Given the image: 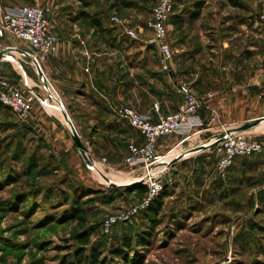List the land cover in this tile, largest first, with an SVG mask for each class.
<instances>
[{
  "label": "rangeland",
  "instance_id": "1",
  "mask_svg": "<svg viewBox=\"0 0 264 264\" xmlns=\"http://www.w3.org/2000/svg\"><path fill=\"white\" fill-rule=\"evenodd\" d=\"M112 1L0 0L2 7H43L58 43L66 41L72 47L73 39L79 37L88 42L87 49L100 52L101 57L111 49L113 69L108 71V79L93 70V65L86 68L100 86L110 84L113 75L110 85L116 93V101L98 95L102 102H96L91 95H79L66 104L60 100L56 69L48 70L44 63V78L30 58L17 53L0 64L1 73L14 86L25 93L31 88L38 97L26 117L0 107V264H59L72 258L80 246L76 236L83 231L89 234L84 249L90 252L96 248L107 256L108 264H264V155L239 157L234 161L237 164L227 169L230 179L222 182L215 171V158L209 165L170 166L165 156L176 144L163 152L157 144V154L168 163L161 179L164 196L162 211L155 216L158 222L139 212L131 222L118 223L104 233L102 223L109 215L137 206L146 196L138 191V184L129 185L143 174L141 165L132 167L125 159L129 144L143 145V138L134 141L136 134L116 112L120 106L132 108L119 84L124 80L123 54L142 49L139 61L145 65L147 86L154 87L149 80L155 76L162 89L171 87L172 82L170 63L163 68L160 54L147 41L151 35L147 23L157 0H135L137 7L116 11L108 8ZM194 1L176 0L173 10L188 13ZM237 1L240 12L254 15L260 23L264 0ZM82 9L100 17L101 30L73 20ZM116 16L121 23L111 21ZM133 16L138 17V23H133ZM128 32H135L137 39ZM13 42L25 47L19 39ZM80 55L75 50L79 61ZM71 123L83 148L74 142ZM182 137L168 134L161 138L173 144ZM115 173L124 180L115 181ZM210 173L216 174V180ZM75 192L85 209V223L62 216L69 206L63 204V197ZM199 192H203L200 201L195 198ZM140 233H147V242L125 251L129 262L110 252L120 247L125 237L135 240Z\"/></svg>",
  "mask_w": 264,
  "mask_h": 264
},
{
  "label": "crops",
  "instance_id": "2",
  "mask_svg": "<svg viewBox=\"0 0 264 264\" xmlns=\"http://www.w3.org/2000/svg\"><path fill=\"white\" fill-rule=\"evenodd\" d=\"M201 9L195 16L193 2L188 13L176 10L169 20L167 39L173 54L171 87L162 89L156 76L149 80L154 87L145 84V65L139 61L143 56L142 49L123 54L124 80L119 83L131 107L150 116L152 121L178 111L184 102L179 91L181 83H185L197 98L196 112L202 121L201 131L187 143L186 139L181 141L182 138L173 144L167 143L165 138L157 141L160 152L176 144L173 150L178 152L168 161L170 166L174 163L182 168L188 164L209 165L213 158L215 165L217 156L204 147L223 122L252 139L264 140V29L254 15L240 12L237 6H232L231 0L219 4L216 0H205ZM133 23H138V17L133 16ZM71 43L72 47L61 40L58 51L47 56L44 62L48 70L56 69L60 76L57 81L60 100L71 104L70 100H77L79 95H91L93 101L102 102L100 95L105 101H116L115 86L110 85L113 75L109 78L110 84L100 86L89 67L86 68L93 65V70L101 71L100 74L104 73L108 79V71L112 73L113 69L111 49L103 52L101 57L100 52L87 49L88 42L79 37ZM75 50L81 54V61L75 57ZM127 127L136 134L134 141L141 142L138 131L128 124ZM236 164L237 161L232 166ZM227 174L224 179H218L225 182L231 177ZM210 175L216 180V174ZM202 193L196 194L198 201Z\"/></svg>",
  "mask_w": 264,
  "mask_h": 264
},
{
  "label": "built area",
  "instance_id": "3",
  "mask_svg": "<svg viewBox=\"0 0 264 264\" xmlns=\"http://www.w3.org/2000/svg\"><path fill=\"white\" fill-rule=\"evenodd\" d=\"M176 0H157L151 8V19L147 23L151 35L147 39L160 54V63L163 68L173 58V54L167 39L168 23L174 13L173 7ZM111 21L115 24L121 23L116 16ZM258 21L264 29V13L258 15ZM128 34L137 39L135 32ZM19 39L25 47H19L13 41ZM59 43L51 24L49 23L43 7L37 5L7 6L0 5V64L7 60L10 54H20L32 60L34 68L44 78L43 65L47 56L58 51ZM179 91L184 102L178 111L164 115L157 121H152L150 116L140 114L135 109L120 106L116 110L117 115L123 118L128 126L143 138V145L130 143L128 153L125 157L126 163L132 167L141 165L142 175L138 178L140 184L147 188L145 198L137 206L122 211L121 214L109 215L102 223L104 233H108L114 225L123 221H130L139 212L145 211L152 200L156 198L163 187L162 176L165 174L167 162L164 164L163 157L157 154V141L168 134H181L185 140L189 135L199 133L202 121L199 119L196 109L199 102L185 85L179 86ZM38 98L30 88L27 93L14 86L0 71V104L9 108L19 117H26L32 109L33 100ZM41 99V98H39ZM213 120V119H212ZM72 125V123H71ZM220 130L213 135L205 145L207 152H213L216 156L215 171L224 178L227 169L239 157H252L253 155H264V140L252 139L235 129L230 128L228 123L223 122ZM70 131L76 135L73 125ZM264 174V161L261 165Z\"/></svg>",
  "mask_w": 264,
  "mask_h": 264
},
{
  "label": "trees",
  "instance_id": "4",
  "mask_svg": "<svg viewBox=\"0 0 264 264\" xmlns=\"http://www.w3.org/2000/svg\"><path fill=\"white\" fill-rule=\"evenodd\" d=\"M205 0H195L194 1V15L197 16L201 12V8L204 5ZM232 6L241 7V4L237 0H231ZM137 7V3L135 0H113L109 4L110 10H121V9H131ZM85 8V7H84ZM73 20H81L88 24L90 27L96 30H101V20L100 17H98L96 14L85 11L82 9L78 12V14L73 17ZM5 107L4 105L0 104V107ZM9 109V108H8ZM140 186L138 188V191L141 193L142 196H144L147 192V188L138 183ZM164 196V191H162L156 198L152 200V203L149 205V207L143 211L146 215L145 217L149 219L151 222L153 221L158 222V219L155 217L157 216L161 211L163 207L162 197ZM63 204L69 205L67 208H65L62 212V216L66 219H71L74 221H77L78 223H85L86 222V215H85V209L83 207V204L81 203V198L79 196V193L75 192L72 196H69L68 194L63 197ZM77 241L79 242L80 246L75 248V250L72 252V258L67 259L64 258L59 264H108L107 263V256H104L101 254L100 251H98L96 248L92 249L90 252H87L86 249H84V246L88 244L89 242V234L85 231L80 232L76 236ZM147 242V233L139 234L135 240H132L130 237H125L121 243L120 247H115L114 249H111L110 252L115 256L118 257L124 261L129 262V257L127 252H125L127 249H132L133 245L140 244L144 245Z\"/></svg>",
  "mask_w": 264,
  "mask_h": 264
},
{
  "label": "bare ground",
  "instance_id": "5",
  "mask_svg": "<svg viewBox=\"0 0 264 264\" xmlns=\"http://www.w3.org/2000/svg\"><path fill=\"white\" fill-rule=\"evenodd\" d=\"M44 80H45V79H44ZM177 152H178V151H176V150H173V151L169 152L168 154H166V156H165V160L170 159L171 156L175 155ZM112 178H113L115 181H118V182H121V180H122V181L124 180V177H122V175L117 174V173L112 174ZM126 181H127V179H126ZM133 181H135V180H133Z\"/></svg>",
  "mask_w": 264,
  "mask_h": 264
},
{
  "label": "water",
  "instance_id": "6",
  "mask_svg": "<svg viewBox=\"0 0 264 264\" xmlns=\"http://www.w3.org/2000/svg\"><path fill=\"white\" fill-rule=\"evenodd\" d=\"M72 135H73V138H74V142H75V144H76L77 146H79L80 148H83V146L80 144L78 138L76 137L77 134L75 135L74 132H73ZM138 183H140V182H139L138 179H136L135 181H132L129 185H136V184H138Z\"/></svg>",
  "mask_w": 264,
  "mask_h": 264
}]
</instances>
